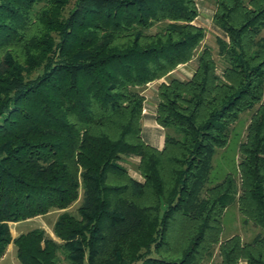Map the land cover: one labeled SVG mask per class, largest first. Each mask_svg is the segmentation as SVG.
Returning <instances> with one entry per match:
<instances>
[{
	"label": "trees",
	"instance_id": "obj_1",
	"mask_svg": "<svg viewBox=\"0 0 264 264\" xmlns=\"http://www.w3.org/2000/svg\"><path fill=\"white\" fill-rule=\"evenodd\" d=\"M197 15V0H0V258L12 243L22 264H264V0H215L220 68ZM156 80L160 148L140 123ZM249 110L237 175L206 186ZM232 202L259 228L248 241L221 237ZM52 209L54 237H12Z\"/></svg>",
	"mask_w": 264,
	"mask_h": 264
},
{
	"label": "rangeland",
	"instance_id": "obj_2",
	"mask_svg": "<svg viewBox=\"0 0 264 264\" xmlns=\"http://www.w3.org/2000/svg\"><path fill=\"white\" fill-rule=\"evenodd\" d=\"M197 5L201 12V19L195 21L200 23V25L205 28V37L201 42L199 49H201L204 45L209 46L212 50L214 58L218 62V67L220 68L215 38L217 35L221 34V31L212 23L210 17L215 6V0H197ZM261 34L264 36V28ZM251 112L252 110L240 113L238 120L231 126L227 145L225 147L216 148V151L212 157V167L208 180L205 184L206 186H211L217 182H220L229 172L237 175L236 167L239 160L238 146L239 143L244 139L246 125L249 121ZM124 164L129 168L131 174L138 175L134 159H126ZM80 199L81 190L79 191L78 199L73 202L67 208V210L75 214L80 203ZM61 211L62 210L52 209L43 215H37L21 221L9 222L8 225L10 233L12 237H16L22 232L39 227L43 228L46 234L54 237L52 230L53 223ZM222 226V238H226L231 234L238 233L244 241L250 240L259 229L254 227L251 223L244 221V218L239 212L235 202H232L227 206L222 216ZM219 260L220 258L218 254L215 253L206 264H217ZM0 264H22L16 257V248L12 243H9L6 247L5 253L0 258Z\"/></svg>",
	"mask_w": 264,
	"mask_h": 264
},
{
	"label": "crops",
	"instance_id": "obj_3",
	"mask_svg": "<svg viewBox=\"0 0 264 264\" xmlns=\"http://www.w3.org/2000/svg\"><path fill=\"white\" fill-rule=\"evenodd\" d=\"M213 11L210 16L211 20H212ZM198 19L199 20L201 19L200 9H198V15L195 20L197 21ZM198 24L200 25V23ZM216 28L218 27L216 26ZM194 67H195V59H192L187 63L178 65L174 70L168 73V75L163 77V79H167L170 76H175L181 79L189 78L193 72ZM160 80L150 82L145 86L141 87V92L144 94L145 99H144V108L140 120L141 133L143 139L147 143L158 148L162 147L164 142V129L155 120V110L157 103V84L159 83Z\"/></svg>",
	"mask_w": 264,
	"mask_h": 264
}]
</instances>
